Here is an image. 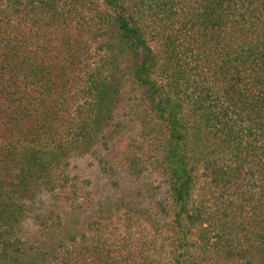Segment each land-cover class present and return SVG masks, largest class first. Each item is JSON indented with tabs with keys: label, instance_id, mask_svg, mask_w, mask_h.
I'll use <instances>...</instances> for the list:
<instances>
[{
	"label": "trees",
	"instance_id": "16d2710c",
	"mask_svg": "<svg viewBox=\"0 0 264 264\" xmlns=\"http://www.w3.org/2000/svg\"><path fill=\"white\" fill-rule=\"evenodd\" d=\"M0 264H264V0H0Z\"/></svg>",
	"mask_w": 264,
	"mask_h": 264
}]
</instances>
